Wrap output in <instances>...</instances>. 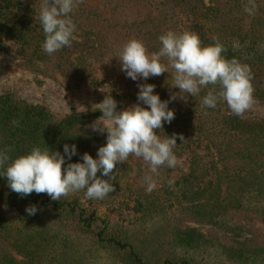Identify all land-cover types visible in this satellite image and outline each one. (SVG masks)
Here are the masks:
<instances>
[{
    "label": "trees",
    "instance_id": "obj_1",
    "mask_svg": "<svg viewBox=\"0 0 264 264\" xmlns=\"http://www.w3.org/2000/svg\"><path fill=\"white\" fill-rule=\"evenodd\" d=\"M42 2L0 0L1 50L7 41L17 44L25 68L102 90L118 109L147 107L137 101V85L154 84L175 113L155 131L161 139H185H177L175 166L158 169L151 192L144 182L153 175L148 162L131 154L113 170L114 191L102 200H86L83 190L60 200L46 193L22 196L0 177V264H264V118L239 117L224 101L202 107L218 85L180 99L171 67L133 81L118 58L130 39L151 54L161 47V34L190 30L202 46L218 41L226 59L247 64L253 97L264 102V0H254L252 15L244 11L248 0H82L69 14L75 39L51 55L42 48ZM161 62L167 65V58ZM100 116L98 107L58 114L0 94V150L10 159L34 146L63 155V145L75 144L71 162L85 152L95 157L106 134L95 135L86 124ZM31 205L34 215L26 212Z\"/></svg>",
    "mask_w": 264,
    "mask_h": 264
},
{
    "label": "clouds",
    "instance_id": "obj_2",
    "mask_svg": "<svg viewBox=\"0 0 264 264\" xmlns=\"http://www.w3.org/2000/svg\"><path fill=\"white\" fill-rule=\"evenodd\" d=\"M82 0H43L38 19L45 40L43 50L51 55L75 39L76 25L70 13ZM254 0H248L244 11L252 15ZM161 47L149 54L142 41L130 39L119 52L120 68L133 81L138 78L147 80L150 76H159L174 71L173 87L179 89V98L186 99L199 94L201 88L218 85L219 91L210 90L202 99V107L215 108L217 103L225 101L234 114L240 115L248 110L254 100L252 73L247 64L237 59H226L220 42L202 46L196 32L186 30L180 33L169 30L160 35ZM167 58V65L162 63ZM137 101L142 102L118 109L117 101L110 95L99 102L101 116L91 125L93 131L106 133V142L99 146L96 156L85 152L80 160L71 162L77 155L75 144L63 145V155L59 151L34 146L28 153L15 158L0 150V177L6 178L8 187L22 195L32 192L46 193L52 200L71 193L84 191L86 200H102L114 191L112 173L116 166L134 155L148 162L153 175H145L146 190L151 192L161 166H175L173 149L180 135L161 139L155 131L163 129L164 123H170L175 113L168 107L169 101L161 100L155 93V85L138 84ZM176 95L170 96L175 99ZM69 161L65 164V160ZM62 165L63 173H62ZM100 173L98 176L97 173ZM106 177L107 179H105ZM169 186L174 180H168ZM28 215L37 212L36 205L26 207Z\"/></svg>",
    "mask_w": 264,
    "mask_h": 264
},
{
    "label": "rangeland",
    "instance_id": "obj_3",
    "mask_svg": "<svg viewBox=\"0 0 264 264\" xmlns=\"http://www.w3.org/2000/svg\"><path fill=\"white\" fill-rule=\"evenodd\" d=\"M6 44V50L0 49V94L13 93L29 103L46 105L58 114H65L71 109L81 111L97 108V104L103 100L102 90H93L84 86L73 87L59 75L51 77L25 68L22 65L18 45L11 41H7ZM224 104L233 113L225 101ZM238 116L264 118V102L254 99L251 107ZM96 120L97 118L86 124L87 130L95 135L106 134L93 131L91 125ZM178 165L182 167L181 163ZM96 209L105 211V208L99 205Z\"/></svg>",
    "mask_w": 264,
    "mask_h": 264
}]
</instances>
